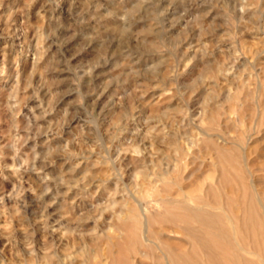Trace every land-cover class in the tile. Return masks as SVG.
<instances>
[{"label":"rangeland","instance_id":"1","mask_svg":"<svg viewBox=\"0 0 264 264\" xmlns=\"http://www.w3.org/2000/svg\"><path fill=\"white\" fill-rule=\"evenodd\" d=\"M254 195L264 0H0V264L231 258Z\"/></svg>","mask_w":264,"mask_h":264},{"label":"bare ground","instance_id":"2","mask_svg":"<svg viewBox=\"0 0 264 264\" xmlns=\"http://www.w3.org/2000/svg\"><path fill=\"white\" fill-rule=\"evenodd\" d=\"M252 188L254 191L256 190V189H254L255 188L254 186H252ZM173 204H176V201H174ZM206 207L207 208L211 207V205L204 204L202 207L201 206L191 207V206H188L187 204L185 205V209L191 213V219L193 221H195L196 223H199L203 226H206L208 228H216V226H217L218 230H220L221 233H223L224 235H227L226 234V232H228L227 228H225L224 225L220 224L219 217L218 216H211ZM243 209H244L243 212H245L244 226L253 238V240H252L253 248L247 249L245 247L238 246V248L235 249L236 253L232 254V256L230 258L229 254H227V251L224 252L221 249H219L218 251L214 250V248L212 246L216 243V241L214 239H211V238L208 239V237L205 236L207 234L206 233V234H204V236L206 238L205 237L204 238L198 237L199 245L201 246V252L198 253L197 251H195L193 249L192 251H190L191 255L189 254V256H192L195 259H197L199 264H259L256 261L249 259L246 256H244L243 254H241V252H245L248 255H257V252L255 251V249L257 250V249L263 247V250H264V202L258 195H256V196L254 195L250 200H248L247 204H245V202H244ZM190 225H192V224H190ZM191 232H193L195 234H199V231H197V230L191 231ZM143 233H144L143 235L147 234L148 230H146V228H145V231H143ZM146 242H147V244L145 247L148 248L150 251L152 249L151 245H153V244L157 245L150 238H147ZM169 244L170 243H168V246H170ZM172 244H174V243H172ZM173 247H176V246L174 245ZM179 248H180V246H179ZM172 250L174 251V249H172ZM224 250H226V249H224ZM115 259H117V257ZM122 259H125V258H122ZM185 259H187V257L183 254L174 255L172 260L167 258L165 255V259H164L165 261L164 262L159 261L158 264H170V263L171 264H181L182 261H184ZM230 259H231V261H230Z\"/></svg>","mask_w":264,"mask_h":264}]
</instances>
